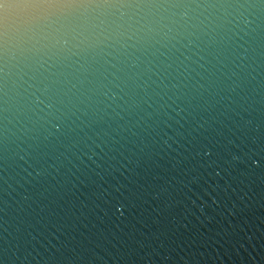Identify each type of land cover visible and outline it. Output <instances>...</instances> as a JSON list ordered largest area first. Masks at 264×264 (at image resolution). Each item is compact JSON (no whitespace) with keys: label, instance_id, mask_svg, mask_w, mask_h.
Wrapping results in <instances>:
<instances>
[{"label":"water","instance_id":"1","mask_svg":"<svg viewBox=\"0 0 264 264\" xmlns=\"http://www.w3.org/2000/svg\"><path fill=\"white\" fill-rule=\"evenodd\" d=\"M0 264H264V0H0Z\"/></svg>","mask_w":264,"mask_h":264}]
</instances>
